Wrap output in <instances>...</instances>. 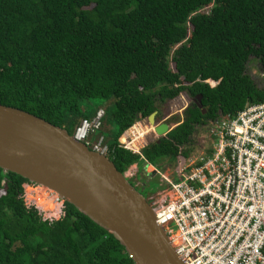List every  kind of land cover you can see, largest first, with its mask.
<instances>
[{
  "label": "trees",
  "instance_id": "obj_1",
  "mask_svg": "<svg viewBox=\"0 0 264 264\" xmlns=\"http://www.w3.org/2000/svg\"><path fill=\"white\" fill-rule=\"evenodd\" d=\"M252 60L264 75V0H0V105L73 135L103 109L84 104L108 101L88 141L102 139L117 171L135 165L136 178L186 158L196 127L264 100ZM182 93L191 103L173 129L137 154L123 147L133 124ZM31 184L0 169V264H134L67 202L43 222L23 201ZM138 186L148 203L160 189Z\"/></svg>",
  "mask_w": 264,
  "mask_h": 264
},
{
  "label": "built area",
  "instance_id": "obj_2",
  "mask_svg": "<svg viewBox=\"0 0 264 264\" xmlns=\"http://www.w3.org/2000/svg\"><path fill=\"white\" fill-rule=\"evenodd\" d=\"M102 115L81 121L73 140L105 154L102 139L88 141ZM140 126L120 141L134 154L142 147L131 148L143 135ZM205 143L200 154L191 152L164 173L151 168L160 176L150 198L156 222L183 264H264V100L209 124ZM54 198L56 216L43 221L63 214L62 200Z\"/></svg>",
  "mask_w": 264,
  "mask_h": 264
},
{
  "label": "water",
  "instance_id": "obj_3",
  "mask_svg": "<svg viewBox=\"0 0 264 264\" xmlns=\"http://www.w3.org/2000/svg\"><path fill=\"white\" fill-rule=\"evenodd\" d=\"M155 115L148 122L163 137L169 126L155 125ZM0 169L72 205L110 233L134 264H183L142 194L105 155L75 142L65 130L0 105Z\"/></svg>",
  "mask_w": 264,
  "mask_h": 264
},
{
  "label": "rangeland",
  "instance_id": "obj_4",
  "mask_svg": "<svg viewBox=\"0 0 264 264\" xmlns=\"http://www.w3.org/2000/svg\"><path fill=\"white\" fill-rule=\"evenodd\" d=\"M172 65V64H171ZM248 73L252 77L253 81L257 86H264V80L261 78V74L259 73V66L258 63L254 60L250 61L248 66ZM191 99L186 95V93H182L178 97L172 100L166 101L164 104H157V113L155 115V124L160 123H166L170 129H173L178 122H180L183 118V112L186 110L188 105H190ZM109 105V102L105 101H98V100H92L89 105L84 104V107H102V111L105 110V108ZM205 126H198L196 127L195 133L191 137V148L192 153L200 154V151L203 147H206V130ZM141 131H142V137L138 139L133 140V145L131 148H140V146H145L148 143L158 139L155 134L152 133V124L148 122L147 119L141 121ZM108 128L112 131H115V126L113 124H108ZM166 165V164H165ZM165 165H157L156 169L161 174L165 172ZM144 169L141 172L143 175L148 174L150 172L149 167H141ZM137 167L131 166L125 173V175L128 177L126 180L129 182V184L133 185L136 189H140L138 186L139 184L145 183L147 185L148 191H154L157 190L160 186L159 179L160 176H153V178H136L135 175L137 174ZM139 179V182L137 181ZM139 183V184H138ZM137 186L139 188H137ZM138 191V190H137ZM140 192V191H139ZM143 192V189L140 193ZM144 193V192H143ZM23 201L27 206H31L32 204L35 206H39L42 210H44V214L42 218H55L56 216V210L58 206L55 204V198L54 194L49 191L48 189L42 187V186H35V185H24L23 188ZM149 205L151 202L148 203Z\"/></svg>",
  "mask_w": 264,
  "mask_h": 264
},
{
  "label": "clouds",
  "instance_id": "obj_5",
  "mask_svg": "<svg viewBox=\"0 0 264 264\" xmlns=\"http://www.w3.org/2000/svg\"><path fill=\"white\" fill-rule=\"evenodd\" d=\"M156 113H157V112H156ZM136 123H140V125H141V121L136 122ZM136 123H135V124H136ZM213 123H214V122H213ZM160 124H161V123H160ZM210 124H211V123H210ZM133 125H134V124H133ZM133 125H132V126H133ZM155 125H158V124H155ZM176 125H177V124H176ZM132 126H131V127H132ZM131 127H130V128H131ZM207 127H208V124H207V126L205 127V130L207 129ZM153 128H154V126L152 125L151 129H153ZM169 130H171V129L169 128ZM152 133L155 134V131L152 130ZM155 135H156V134H155ZM205 135H206V134H205ZM71 136H72V138H73V135H71ZM156 136H157V135H156ZM157 137H158V136H157ZM159 138H160V137H159ZM75 142H76V141H75ZM79 143H80V142H79ZM82 144H83V143H82ZM84 145H85V144H84ZM85 146H86V145H85ZM89 146H90V145H89ZM89 146H86V147H87L89 150L93 151L92 148H89ZM143 147H144V146L142 145L141 149H142ZM141 149H140V150H141ZM140 150H139V151H140ZM93 152H95V151H93ZM96 153H98V152H96ZM99 154H100V153H99ZM102 155H105V156H106V153H105V154H102ZM133 166H135V165H133ZM169 166H170V165H165L164 168H165V169H168ZM146 167H149V169H150V172H149V173L152 174V176L157 175V174H155V170H157L156 168H154V167H152V166H150V165L145 166V168H146ZM151 168H154L155 170L153 171V170H151ZM165 171H166V170H165ZM125 173H126V172H125ZM125 173H124L125 178H128V177L125 175ZM163 173H164V172H163ZM31 185H33V184H31ZM34 185H35V184H34ZM35 186H38V185H35ZM23 188H24V187H23ZM52 193H53V192H52ZM53 194L56 195L55 193H53ZM56 196H57V195H56ZM57 197H58V196H57ZM59 199H60V198H59ZM62 202H64V201L62 200ZM25 205H26V204H25ZM63 206H64V203H63ZM26 207H27V206H26ZM27 208H28V207H27ZM29 208H34V209L37 211L38 216H39V217L41 218V220H42V214H44V212H45L44 210H42L39 206H35V205L30 206ZM29 208H28V209H29ZM39 212H41V214H40ZM63 215H64V208H63V214H62V216H63ZM62 216H61V217H62ZM61 217H60V218H61ZM60 218H58V219H60ZM58 219H57V220H58ZM42 221H43V220H42ZM43 222H47V221H43Z\"/></svg>",
  "mask_w": 264,
  "mask_h": 264
},
{
  "label": "bare ground",
  "instance_id": "obj_6",
  "mask_svg": "<svg viewBox=\"0 0 264 264\" xmlns=\"http://www.w3.org/2000/svg\"><path fill=\"white\" fill-rule=\"evenodd\" d=\"M152 130H154V128H153ZM150 205H151V204H150Z\"/></svg>",
  "mask_w": 264,
  "mask_h": 264
},
{
  "label": "flooded vegetation",
  "instance_id": "obj_7",
  "mask_svg": "<svg viewBox=\"0 0 264 264\" xmlns=\"http://www.w3.org/2000/svg\"><path fill=\"white\" fill-rule=\"evenodd\" d=\"M200 106V105H199Z\"/></svg>",
  "mask_w": 264,
  "mask_h": 264
}]
</instances>
